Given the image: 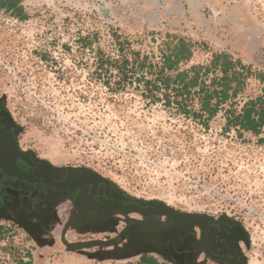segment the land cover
Instances as JSON below:
<instances>
[{
    "label": "rangeland",
    "instance_id": "obj_1",
    "mask_svg": "<svg viewBox=\"0 0 264 264\" xmlns=\"http://www.w3.org/2000/svg\"><path fill=\"white\" fill-rule=\"evenodd\" d=\"M18 2L14 13L0 9V102L20 128L22 148L56 168L92 170L179 218L237 222L248 236L245 258L264 264V131L225 130V110L240 112L264 95L257 79L264 72V0ZM181 40L188 60L165 69ZM221 53L249 70H239L245 76L237 96L206 123L200 88L212 90L219 70L201 71L202 85L190 94L175 77L193 76V67L210 66ZM161 78H169V89ZM58 203L50 227L0 217V264H142L145 255L175 264L157 252L117 259L128 236L109 245L132 225L170 221L166 213L126 211L111 231L82 230L70 202ZM185 232L199 241L198 228ZM196 245L194 264H218Z\"/></svg>",
    "mask_w": 264,
    "mask_h": 264
},
{
    "label": "flooded vegetation",
    "instance_id": "obj_2",
    "mask_svg": "<svg viewBox=\"0 0 264 264\" xmlns=\"http://www.w3.org/2000/svg\"><path fill=\"white\" fill-rule=\"evenodd\" d=\"M43 160H38L32 153L21 146L20 128L5 101L0 102V217L12 218L21 224L32 223L35 220L46 221L51 226L58 219L54 217L53 207L58 202L67 199L74 211L81 216L80 229L113 230L120 222L126 211L139 210L159 213L155 208L144 207L132 197L121 191L111 182H106L101 177L93 176L83 170L41 168ZM5 170L17 172L20 175H29L40 182H29L13 178ZM210 223L223 221H209ZM92 224V225H89ZM197 228V227H195ZM216 231L221 232L216 224ZM199 241L185 244L181 247L180 236L171 238L169 245L174 248L175 256L167 251V256L173 262L194 263L197 257L196 244L199 245L205 258L218 264L207 253L202 244V232L198 228ZM226 238L207 234V245L211 253L234 261H243L244 254L241 247L243 237L235 230V234L227 232ZM194 239V238H193ZM239 248V254L235 247ZM203 261V259L201 260ZM249 264V256L247 258Z\"/></svg>",
    "mask_w": 264,
    "mask_h": 264
},
{
    "label": "trees",
    "instance_id": "obj_3",
    "mask_svg": "<svg viewBox=\"0 0 264 264\" xmlns=\"http://www.w3.org/2000/svg\"><path fill=\"white\" fill-rule=\"evenodd\" d=\"M18 6V0L0 1V9H5L7 12L14 13L16 10H18ZM119 49L122 51L121 44ZM185 49L186 44L183 40H181L180 44L175 48L176 52L173 54V56L165 58V69L172 71L181 61L188 60ZM240 69H242V71L249 70V68L244 66L241 61H235L228 54H214L213 61L210 66L193 67V76L189 78L187 73H178L175 77V81L181 85V89H184V92L190 94L189 91L191 89L202 85V83H200L201 71L204 70V74L208 75L211 72L219 70L221 77H216L212 80L211 86L214 87L212 90L200 88V93L203 94V98H201V109L203 113H207L206 123H208L209 120L216 116V114L219 112L221 105L227 103L229 99L235 98L237 96V91L243 83L241 77L245 76L244 73L239 72ZM117 70L121 72L120 68L118 67ZM248 75L249 74L246 76ZM257 79L264 83V72L259 73L257 75ZM159 81L165 87V89H169V78H161ZM145 83L150 85L149 81ZM234 83L236 85L235 87L233 86ZM151 89H154V91L161 90L157 84L151 86ZM173 91H176L177 95H179V90L173 88ZM231 91L232 94H230ZM213 99H216L215 104H212ZM184 113L187 114V112ZM225 113L226 131H229L233 128L239 134V136H241L244 132L252 133L254 136H259L264 131V95L258 97L256 100H250L246 102L240 112L230 108L225 110ZM197 117H201V119L203 118L202 116ZM147 257V255L141 257L142 264L157 263L154 259Z\"/></svg>",
    "mask_w": 264,
    "mask_h": 264
},
{
    "label": "water",
    "instance_id": "obj_4",
    "mask_svg": "<svg viewBox=\"0 0 264 264\" xmlns=\"http://www.w3.org/2000/svg\"><path fill=\"white\" fill-rule=\"evenodd\" d=\"M52 163L49 161H42L41 168L44 169H54ZM84 172H87L90 175L101 177L102 180L106 182H110L105 179L103 176L98 173L89 170L83 169ZM13 178L28 180L29 182H40V179L35 180L31 178L29 175H20L17 172H12L11 170H5ZM133 198V197H132ZM136 202L141 204L144 207L155 208L160 211V213H166L170 216L171 220L165 223H152V224H135L128 227L124 232H122L115 240L111 241L109 245L117 246L120 241H123L127 236L129 238L130 244L124 249L123 252H119L116 254L117 259H125L132 256H137L140 254H149L153 252L160 253L164 257H167V251H171V256H175L174 248L177 251H180L179 247L174 245H169L168 241L173 238L176 239V235L180 236L181 242L185 244H193L194 239L190 236H187L186 230L193 229L195 227L199 228L202 232V244L204 245L205 250L208 255L213 259L221 263H230V264H248L247 259L244 256L243 261H234L232 259H227L225 257H218L211 253L209 247L207 245L206 235L213 234L215 236H219L220 238H226L227 232L229 234H235V230L241 234L243 237V241H248L247 233L241 224L237 222L223 221V222H215L210 223L205 217L197 216L191 217L189 215H185V217L179 218L178 212L169 206L161 203V202H152V201H142L136 198H133ZM216 224L220 226L221 232L216 231ZM164 241L163 243L161 242ZM166 243V244H165ZM161 248V251H158L156 248ZM236 250L239 252V248L236 246ZM170 259V258H169ZM172 261V260H171ZM175 264H194L192 263H184V262H174Z\"/></svg>",
    "mask_w": 264,
    "mask_h": 264
},
{
    "label": "bare ground",
    "instance_id": "obj_5",
    "mask_svg": "<svg viewBox=\"0 0 264 264\" xmlns=\"http://www.w3.org/2000/svg\"><path fill=\"white\" fill-rule=\"evenodd\" d=\"M249 264H258V263L253 261V260H251V261H249Z\"/></svg>",
    "mask_w": 264,
    "mask_h": 264
}]
</instances>
